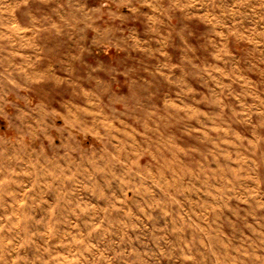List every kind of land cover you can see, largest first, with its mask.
<instances>
[{"label":"rangeland","instance_id":"1","mask_svg":"<svg viewBox=\"0 0 264 264\" xmlns=\"http://www.w3.org/2000/svg\"><path fill=\"white\" fill-rule=\"evenodd\" d=\"M215 2L213 8L191 10L190 20L176 13L171 35L162 33L167 47L163 49L166 55H161L156 41L148 53L95 47L79 53L80 45L73 43L70 30L67 35H57L54 29L36 32L45 12L39 0H0V97L4 98L0 104L12 102L9 113L23 109L25 97L32 104L50 96L59 99L57 93L71 91L69 85L83 84L79 77L89 65L103 61L95 75L104 76L113 64L121 63L129 66V87L169 101V132L176 133L170 141L175 151L191 150L193 157L207 160L203 186L197 184L199 191L186 194L189 203L171 216L160 208L144 207L141 196L132 191L124 197L120 185L113 183V195L125 203H117V210L103 223L105 213L101 212L96 229L82 242H75L80 240L76 229L66 224H57L51 238L43 235L46 229L36 222L44 216L45 206L31 208V201L17 197L22 205L18 210L7 198L6 204L0 203V264H127L133 257L126 254L129 245L120 242L121 208L139 217L135 227L127 230V238L139 234L152 252L164 249L167 258L154 257L159 264H231L233 260L235 264H261L255 257L264 255L257 247L264 238V35L257 33L264 21L229 15L236 12V0ZM90 6H94L91 0ZM77 54L80 59L73 60ZM29 79L40 82L26 92L14 87ZM4 126L0 120V129ZM122 134L117 132V139ZM28 195L39 198V193ZM100 204L105 206L103 201ZM137 206L144 207V214L137 212ZM173 227L177 230L172 231ZM160 235L166 236L167 244L151 239ZM242 242L249 255L233 251ZM131 248L143 250L136 239ZM119 251L125 255L117 257Z\"/></svg>","mask_w":264,"mask_h":264},{"label":"clouds","instance_id":"2","mask_svg":"<svg viewBox=\"0 0 264 264\" xmlns=\"http://www.w3.org/2000/svg\"><path fill=\"white\" fill-rule=\"evenodd\" d=\"M39 3L45 12L36 32L54 29L57 35H67L66 30H70V38H75L73 43L80 45L79 53L92 47L101 51L114 48L148 53L156 41L160 44L156 51L161 55H166L163 49L167 47V37L162 33L171 35L169 29L176 13L190 20L191 10L216 6L215 0H91L94 6H90V0H39ZM233 8L236 12L230 11L229 15L258 17V22L264 21V0H236ZM240 9L246 11L241 13ZM257 34L264 35V25ZM79 59V54L73 57V60ZM102 65L103 61L95 67L87 66L85 74L79 77L83 84L69 85L71 91L57 93L59 99L50 96L32 104L25 97L24 108L18 109L15 115L7 111L12 102L5 100L0 104V120L5 121L4 128L0 129V203L6 204L10 197L18 210L22 207L20 200L31 201L28 205L31 208L45 206L44 216L36 223L46 229L42 234L49 238L55 235L57 224L75 228L80 238L75 242L91 236L101 212L105 213L101 218L103 223L117 210V203H125L113 195V183L120 185L124 197L132 191L141 196L144 207L160 208L169 216L182 204L189 203L186 194L199 191L197 184H204L206 157L197 159L191 150L179 154L170 141V136L176 133L169 132V101H158L154 93L129 87L132 76L128 65L115 63L107 75H95ZM39 82V79H29L25 85L14 87L26 92L31 84ZM117 132L123 133L119 139ZM13 185L14 189L10 187ZM81 192L85 195L81 196ZM29 193H39V198ZM144 207L137 206V212L144 214ZM119 211L124 216L120 222L123 230L120 242L129 245L126 254L133 257L127 264H159L154 257L167 258L162 248L157 252L148 249L139 234L127 238V230L135 227L134 221L139 217L130 209ZM176 230L173 227L172 231ZM162 231L168 232V229ZM132 239L142 246L141 252L131 248ZM151 239L157 244L168 243L165 235L151 236ZM244 243L233 251L249 255ZM257 247L264 254V238ZM123 255L124 251L116 252L117 257ZM255 259L264 264V255Z\"/></svg>","mask_w":264,"mask_h":264}]
</instances>
